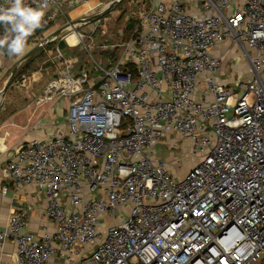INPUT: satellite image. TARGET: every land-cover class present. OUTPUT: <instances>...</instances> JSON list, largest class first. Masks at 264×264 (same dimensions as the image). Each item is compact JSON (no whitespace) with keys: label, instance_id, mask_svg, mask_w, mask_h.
<instances>
[{"label":"built area","instance_id":"built-area-1","mask_svg":"<svg viewBox=\"0 0 264 264\" xmlns=\"http://www.w3.org/2000/svg\"><path fill=\"white\" fill-rule=\"evenodd\" d=\"M21 6L41 26L61 12L56 0ZM134 18L115 60L93 59L98 82L66 74L47 88L71 99L67 132L5 164L12 186L46 196L53 234L27 230L29 206L0 243L15 240L16 264H264V0H154ZM17 35L0 21V65ZM228 40L252 68L233 88L214 54ZM171 135L200 157L182 178L156 154Z\"/></svg>","mask_w":264,"mask_h":264},{"label":"crops","instance_id":"crops-1","mask_svg":"<svg viewBox=\"0 0 264 264\" xmlns=\"http://www.w3.org/2000/svg\"><path fill=\"white\" fill-rule=\"evenodd\" d=\"M231 43L229 40L225 41L222 51H228ZM77 46L78 44L68 43L64 48L60 46L53 49L45 48L42 54L26 62L27 70L21 74V82L18 86L22 90L5 93L4 99L0 100V230L5 229L14 213L30 206L27 230L38 236H42L46 232L48 234L54 232L53 223L46 217L48 210L46 196L35 186L28 185L22 188L12 186L11 180L5 175L4 167L23 143L33 138L43 139L67 132L70 97L58 93L51 99L45 98L47 88L56 77L66 74L78 77L88 73L89 79L88 83L84 85L85 88L98 82L100 73L95 70V66L89 68L88 62L82 61V58L85 57L82 54L88 53L85 50L86 47ZM76 48L83 52L76 51L75 53ZM216 48L214 54L218 53ZM249 54L254 56L255 52L250 50ZM90 58L92 61H96L94 56ZM100 58L106 63L111 62L108 56L102 55ZM7 61L8 58L4 57L1 62L0 81L5 74L4 68L8 64ZM2 64L5 65L2 66ZM155 150L157 156L178 178L184 177L194 162L200 159V157H193L190 154L189 141L180 136L171 135L168 139L160 142ZM167 150L168 159H170L168 161ZM179 151L188 157L187 160H190L184 171L178 169L181 158H176L175 154ZM4 186L8 188L5 194L2 193ZM16 248L17 245L13 239L7 240L3 244L0 243V264H16ZM49 264L66 263L61 259H53Z\"/></svg>","mask_w":264,"mask_h":264},{"label":"rangeland","instance_id":"rangeland-1","mask_svg":"<svg viewBox=\"0 0 264 264\" xmlns=\"http://www.w3.org/2000/svg\"><path fill=\"white\" fill-rule=\"evenodd\" d=\"M112 1L113 0H59L58 4L61 8V12L47 30L37 35L16 58H9L5 53V57L8 58V64L4 68L5 74L0 81V90L8 79L18 60H20V58H22V56H24V54H26L29 50L37 46L46 35L58 30L71 21H77L79 19L91 16L92 14L101 12ZM153 1L154 0H122L116 6L103 13L102 17L98 21L82 25L78 24L76 27H72L70 30L65 31L47 48L53 49L56 46H59L60 43L64 44L65 46H67L68 43L71 45L78 44L77 47H86V49H84L88 51V53L85 52L82 54V56H85L82 58V61L88 62L87 64L89 68H92L94 65V62L90 58L93 56L99 64H102L103 67H106V62L102 60L100 56L111 54V52L118 53V50L116 51L115 47L114 49L111 47L124 42L129 37L131 30L126 29L127 24L130 20L134 19L135 13L137 14L148 9ZM71 34L75 35L72 43L68 40V36ZM224 44L225 42L216 48L218 53L215 54L218 57L220 64L219 80L224 84H227L229 87H235L239 80H244L251 77V64L246 53L242 52L241 48L237 47L233 43H231L228 51L223 52L222 49L224 48ZM102 45H105L107 49L101 48ZM27 48L31 49L28 50ZM233 49H235V52H233ZM76 51L83 52L79 48H76L75 53ZM108 57L110 58L111 62L115 60V57ZM4 65L2 64V66ZM20 82L21 74H18L5 93L14 91L20 92V90H22V88H18ZM4 94L0 95L1 101L5 97ZM175 155L177 156L176 158H181V160H179L178 169H180V171H184V169L187 167V164L190 163V160H187L188 157L182 154L180 151ZM168 158L169 154L167 150V161L170 160Z\"/></svg>","mask_w":264,"mask_h":264},{"label":"clouds","instance_id":"clouds-1","mask_svg":"<svg viewBox=\"0 0 264 264\" xmlns=\"http://www.w3.org/2000/svg\"><path fill=\"white\" fill-rule=\"evenodd\" d=\"M40 12H33L21 6V0H14V6L10 9L0 11V21L11 22L13 31L17 33V39L9 45V54L19 53L22 50L20 36H27L31 30L39 26ZM26 25L28 26L26 28ZM0 43H3L0 41Z\"/></svg>","mask_w":264,"mask_h":264},{"label":"water","instance_id":"water-1","mask_svg":"<svg viewBox=\"0 0 264 264\" xmlns=\"http://www.w3.org/2000/svg\"><path fill=\"white\" fill-rule=\"evenodd\" d=\"M121 1L122 0H113L101 12L96 13V14H92L91 16L79 19L77 21H71V22L67 23L65 26L59 28L58 30H55L54 32L49 33L48 35H46L44 37V39L41 40L37 46H35L31 50H29L26 54H24V56H22V58H20V60H18V62L15 64V67L11 71L8 79L6 80V82L4 83L3 87L1 88L0 95H3L6 92V90L9 88V86L13 82V80H14L17 72H18L19 67L21 66V64L23 62L28 60L30 57H32L33 55H35L39 51L44 50L45 48H47L51 43H53L56 39H58L68 29H71L72 27H76V25H78V24L82 25V24H88V23H93L95 21H98L102 17L103 13H105L110 8L116 6Z\"/></svg>","mask_w":264,"mask_h":264},{"label":"trees","instance_id":"trees-1","mask_svg":"<svg viewBox=\"0 0 264 264\" xmlns=\"http://www.w3.org/2000/svg\"><path fill=\"white\" fill-rule=\"evenodd\" d=\"M50 25H51V23L46 24V25H43V26L39 25L38 27H35L33 30H31L30 34H28L26 37L24 36V37L20 38L21 41H22V50H21L19 53L9 54V45L12 44V42H13L14 40L11 41V42L6 43L5 45H3V46L1 47V50L4 52V54L6 53L7 57H9V58H16L18 55H20V54L22 53V51L24 50V48H26V46H28V44H29V43H30V42H31V41H32L37 35L43 33L45 30H47V29L49 28ZM137 25H138V20H136L135 18L129 21V23H128L127 26H126V29H127V30H131V31H130V35H129V37H128L126 40H129V39L131 38V36L133 35L134 30H135V28L137 27ZM126 40H125V41H126ZM59 46H60L61 48H64V47H65V45L62 44V43H60ZM43 51H44V50L39 51L38 53H36V54L33 55L32 57H30L28 60H26L25 62H23V63L21 64V66L19 67L18 72H17L15 78L17 77L18 74H24V73L26 72V70H27V69H26V65H25L26 62L31 61V60L34 59L36 56L40 55ZM116 51H117V50H116ZM105 54H106V52H105ZM103 56H104V57H105V56H106V57H107V56H112V57H115V58H116L117 53L111 52V54H107V55H103ZM15 78H14V79H15Z\"/></svg>","mask_w":264,"mask_h":264},{"label":"bare ground","instance_id":"bare-ground-1","mask_svg":"<svg viewBox=\"0 0 264 264\" xmlns=\"http://www.w3.org/2000/svg\"><path fill=\"white\" fill-rule=\"evenodd\" d=\"M105 8V7H104ZM68 30H70V29H68ZM75 38V35L74 34H71V35H69L68 36V40H69V42H73L72 40Z\"/></svg>","mask_w":264,"mask_h":264}]
</instances>
